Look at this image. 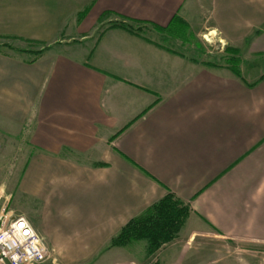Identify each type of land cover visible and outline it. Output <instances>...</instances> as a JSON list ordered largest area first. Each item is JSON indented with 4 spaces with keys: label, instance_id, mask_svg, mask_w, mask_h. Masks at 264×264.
Segmentation results:
<instances>
[{
    "label": "crops",
    "instance_id": "1",
    "mask_svg": "<svg viewBox=\"0 0 264 264\" xmlns=\"http://www.w3.org/2000/svg\"><path fill=\"white\" fill-rule=\"evenodd\" d=\"M107 13L211 29L246 69L195 61ZM0 40L13 43L0 49V137L27 154L17 191L45 235L77 231V264L169 193L206 233L264 246V0H0Z\"/></svg>",
    "mask_w": 264,
    "mask_h": 264
},
{
    "label": "rangeland",
    "instance_id": "2",
    "mask_svg": "<svg viewBox=\"0 0 264 264\" xmlns=\"http://www.w3.org/2000/svg\"><path fill=\"white\" fill-rule=\"evenodd\" d=\"M106 20L110 26L116 22H124L112 16ZM182 21L181 24L161 30L142 26L143 24L133 25V29L200 63L229 67V59L238 58L239 72L246 69L239 51L218 41L211 29L207 28L197 35L195 24H190L191 28ZM57 45L60 44L55 46ZM0 49L13 51V43L0 40ZM232 50L238 53L235 54ZM253 61L258 64L256 74L264 72V57L254 58ZM10 143L9 138L0 137V216L23 217L33 223L49 251L48 259L43 264H77V231L56 223L48 226L50 234L45 235L39 229V204L31 200L27 205L23 196L18 193L17 183L27 154L13 151ZM190 215L191 210L175 238L162 244L153 253H149L146 240H139L124 247L102 248L91 258L84 259L82 264H264V246L229 242L206 233Z\"/></svg>",
    "mask_w": 264,
    "mask_h": 264
},
{
    "label": "trees",
    "instance_id": "3",
    "mask_svg": "<svg viewBox=\"0 0 264 264\" xmlns=\"http://www.w3.org/2000/svg\"><path fill=\"white\" fill-rule=\"evenodd\" d=\"M113 14H105L100 21H104ZM119 23H114L112 27H119L129 32L134 31L133 25H139V22L121 18ZM183 21L178 17H173L168 27L174 24H181ZM167 27V28H168ZM166 28V29H167ZM161 30V28H156ZM235 54L238 52L232 50ZM43 50L34 52L35 57L40 56ZM229 70L240 78V72L237 68L238 58L229 59ZM264 77V76H263ZM262 79V78H261ZM190 214V208L173 194H167L157 203L145 210L141 215L131 219L119 233L110 240L108 248L124 247L133 241L146 240L149 253L156 251L162 244L170 242L175 238Z\"/></svg>",
    "mask_w": 264,
    "mask_h": 264
},
{
    "label": "built area",
    "instance_id": "4",
    "mask_svg": "<svg viewBox=\"0 0 264 264\" xmlns=\"http://www.w3.org/2000/svg\"><path fill=\"white\" fill-rule=\"evenodd\" d=\"M48 256V248L28 220L0 216V264H43Z\"/></svg>",
    "mask_w": 264,
    "mask_h": 264
}]
</instances>
